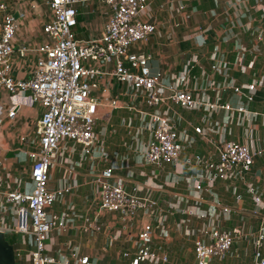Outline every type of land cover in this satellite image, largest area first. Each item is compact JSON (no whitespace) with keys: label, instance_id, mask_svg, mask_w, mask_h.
Instances as JSON below:
<instances>
[{"label":"crops","instance_id":"0c3cea01","mask_svg":"<svg viewBox=\"0 0 264 264\" xmlns=\"http://www.w3.org/2000/svg\"><path fill=\"white\" fill-rule=\"evenodd\" d=\"M7 1L10 12L18 14L11 75L29 79L37 48L46 40L43 26L51 15L49 0ZM263 5L264 0H147L143 19L153 22L156 30L135 49L158 60L156 66L152 61V71L161 74L157 89L168 95L173 89L186 88L199 101L230 103L234 109H211L204 104L187 110L170 100L160 104L154 110L171 118L183 149L177 163L157 168L145 158L150 138L145 128L149 119L144 113L145 92L112 76L104 77L93 93L104 100L118 96L121 106L108 116L106 107L101 109L90 154L81 145L62 140L51 166L49 188L57 198L48 210L61 215L67 227L50 233V255L58 259L61 254L71 259L88 255L98 264H119L127 261L124 252L136 251L146 220L142 215L123 217L105 211L97 218L99 230L85 229L98 214L101 172L113 168L114 182L128 189L137 187L141 196L158 202L148 219L157 257L143 264H192L194 241L208 228L229 230L236 238L225 258L214 257L209 264L253 263L261 217L249 186L264 187V176L255 172L264 159L258 157L245 180L238 182H211L208 161L217 145L227 140L253 150L264 145ZM76 7V37L85 41L98 35L111 13L105 0H80ZM79 28L87 35L79 36ZM20 47L28 49L24 56L17 51ZM255 80L259 83L254 101L247 103V91L236 93L234 86ZM15 94L17 98L0 88V230L14 237V244L9 243L14 245L16 264H32L33 244H25L20 237L30 234L15 230L19 206L8 202L6 193L29 192L33 187L31 168L41 148L36 127L42 107L27 103L21 92ZM14 99L20 103L12 119L8 110ZM241 103H247V111L236 110ZM196 126L206 134L196 133Z\"/></svg>","mask_w":264,"mask_h":264},{"label":"built area","instance_id":"2783aa9c","mask_svg":"<svg viewBox=\"0 0 264 264\" xmlns=\"http://www.w3.org/2000/svg\"><path fill=\"white\" fill-rule=\"evenodd\" d=\"M80 0H49L51 15L43 26L46 40L37 48V58L29 79H15L11 75L17 18L10 12L11 3L0 0V88L14 94L21 92L30 105L39 104L42 115L37 122L36 131L40 139V152L35 156L31 168L33 187L29 192L10 191L6 199L18 204V223L15 230L32 236V264H98L88 255H76L73 259L64 254L58 258L47 252L50 233L65 229V219L56 212L48 210L57 198V193L50 190V170L62 140L79 144L85 153L92 152L94 129L100 111L106 107V116L112 109L121 106L118 96L104 100L93 93L101 80L112 76L120 82L128 83L134 90L146 94L145 111L149 119L145 128L150 132L146 145L147 163L157 168L179 161L183 145L180 133L171 118L154 110L166 100L187 109L195 110L206 103L199 101L192 90L173 89L164 95L157 86L160 72L152 71L154 57L151 53L135 49L138 42L147 40L156 30L153 22L143 19L147 0H105L110 16L101 32L88 39L79 40L75 34ZM264 7V5H263ZM264 41V31L260 34ZM27 48L17 51L21 56ZM258 81L234 86L236 93L247 91V103H252L258 88ZM26 94V95H25ZM20 100L14 99L8 110L10 118L16 117V107ZM247 103L236 108L239 112L247 111ZM211 109L221 107L234 109L230 103H208ZM3 110L0 107V124ZM195 132L206 134L201 126ZM264 159V145L253 150L249 145L236 140H227L217 145L209 157L208 169L211 182L244 181L246 175L256 164L257 158ZM198 159H201L198 157ZM113 168L102 170L100 175L101 194L98 214L85 229L101 228L97 221L101 212H117L123 217L142 215L150 218L158 202L143 197L137 187L126 188L120 182H114ZM264 176V160L261 168ZM202 188L201 184L197 185ZM249 191L256 204L261 223L256 231V252L252 264H264V187L249 186ZM227 211V208H224ZM14 230V229H13ZM153 228L150 222L138 233V246L133 254L124 252L127 261L119 264H143L157 257L153 248ZM235 235L219 228H208L203 236L194 241V262L209 264L214 257L223 259L235 243ZM164 261L168 260L164 256Z\"/></svg>","mask_w":264,"mask_h":264},{"label":"water","instance_id":"95a60500","mask_svg":"<svg viewBox=\"0 0 264 264\" xmlns=\"http://www.w3.org/2000/svg\"><path fill=\"white\" fill-rule=\"evenodd\" d=\"M15 18L18 14L14 15ZM148 222V218L145 220V225ZM0 264H16V254L13 244H10L6 239L5 233L0 230Z\"/></svg>","mask_w":264,"mask_h":264},{"label":"rangeland","instance_id":"374dc122","mask_svg":"<svg viewBox=\"0 0 264 264\" xmlns=\"http://www.w3.org/2000/svg\"><path fill=\"white\" fill-rule=\"evenodd\" d=\"M78 35L79 36H81V37H83V36H86L87 34L83 31V29H80L79 28V31H78ZM157 63H158V60L157 59H154V62H153V64H154V66H156L157 65ZM255 172L256 173H261V168L259 169V168H256L255 169ZM248 227V226H247ZM250 227L251 226H249V229L247 228V231H249L250 230ZM196 235H197V232H196ZM199 235V234H198ZM6 237H7V240L8 241H10L11 243H13L14 244V237L12 236V235H10V234H8V235H6ZM21 237V240L23 241V242H25V244H30V242L32 243V236L31 235H28V236H26V235H21L20 236ZM27 244V245H28ZM22 264H26V262H22Z\"/></svg>","mask_w":264,"mask_h":264}]
</instances>
